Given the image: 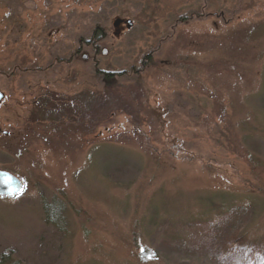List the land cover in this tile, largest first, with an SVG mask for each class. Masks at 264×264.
<instances>
[{"label":"rangeland","instance_id":"rangeland-1","mask_svg":"<svg viewBox=\"0 0 264 264\" xmlns=\"http://www.w3.org/2000/svg\"><path fill=\"white\" fill-rule=\"evenodd\" d=\"M0 90V264L262 260L264 0H0Z\"/></svg>","mask_w":264,"mask_h":264},{"label":"trees","instance_id":"trees-1","mask_svg":"<svg viewBox=\"0 0 264 264\" xmlns=\"http://www.w3.org/2000/svg\"><path fill=\"white\" fill-rule=\"evenodd\" d=\"M233 210L235 209H230L218 221H211L208 225V231L200 234L196 246L201 251L215 250L216 252H219L220 255H222L221 262L223 264H264V251L261 252V261L259 257L258 261L250 262L248 258L253 256L252 252L248 253V251L244 246H242V244L237 245L232 243L230 246L226 247V245L223 244L226 241H223L221 239L220 231L219 236L217 235V227L226 226V222L229 221V218L233 215ZM219 239L222 241H220Z\"/></svg>","mask_w":264,"mask_h":264},{"label":"water","instance_id":"water-1","mask_svg":"<svg viewBox=\"0 0 264 264\" xmlns=\"http://www.w3.org/2000/svg\"><path fill=\"white\" fill-rule=\"evenodd\" d=\"M121 20L118 19L116 22V25ZM127 25L130 26L132 24V21L128 19L126 21ZM4 97V93L0 90V102L2 101ZM23 189L22 181L15 176L14 174L0 170V195H7V196H13Z\"/></svg>","mask_w":264,"mask_h":264},{"label":"flooded vegetation","instance_id":"flooded-vegetation-1","mask_svg":"<svg viewBox=\"0 0 264 264\" xmlns=\"http://www.w3.org/2000/svg\"><path fill=\"white\" fill-rule=\"evenodd\" d=\"M123 24H124V22L123 21L122 22L120 21L117 26H120V25H123Z\"/></svg>","mask_w":264,"mask_h":264}]
</instances>
